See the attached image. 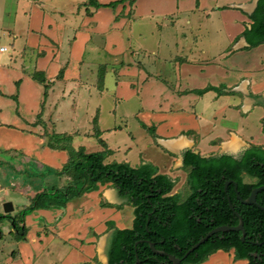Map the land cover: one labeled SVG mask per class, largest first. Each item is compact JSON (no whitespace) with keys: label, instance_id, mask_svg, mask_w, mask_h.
<instances>
[{"label":"crops","instance_id":"1","mask_svg":"<svg viewBox=\"0 0 264 264\" xmlns=\"http://www.w3.org/2000/svg\"><path fill=\"white\" fill-rule=\"evenodd\" d=\"M254 1L135 0L94 8L87 0H0V154L32 162L26 172L37 182L25 192L28 202L48 189L51 174L58 180L50 186L70 180L56 173L67 162V151L46 146L47 134L72 136L54 131L58 126L93 124L105 134L101 149L92 152L110 150L105 163H150L162 173L155 159L130 161L131 131L123 139L130 145L117 159L120 146H112L108 134L134 117L139 128H152L146 147L154 141L173 159L174 171L163 173L169 177L176 168L188 173L186 151L239 159L253 145L264 148V59L242 54L253 48L241 34L250 27ZM198 19L216 21L214 34L203 29L199 35L193 28ZM223 36L236 54L213 49ZM134 39L136 51L146 52L151 40L155 52L134 56ZM35 72L43 74L47 87L32 78ZM98 96L109 105L93 103ZM110 120L113 127L106 125ZM71 138L74 148L86 151L83 138ZM133 218L129 198L107 182L62 208L25 215L19 251L4 263L34 264L37 255L46 258L43 264H108L114 230L130 228ZM55 243L61 247L53 249ZM198 264L248 260L234 258L233 249H218Z\"/></svg>","mask_w":264,"mask_h":264},{"label":"trees","instance_id":"2","mask_svg":"<svg viewBox=\"0 0 264 264\" xmlns=\"http://www.w3.org/2000/svg\"><path fill=\"white\" fill-rule=\"evenodd\" d=\"M128 1L115 0L98 3L87 0L88 5L116 7ZM251 24L242 32L249 47L264 43V0H258L249 15ZM32 78L46 86L42 73L35 72ZM152 131V128H148ZM48 135V134H47ZM71 136L49 134L46 146L67 151L68 160L59 174H68L69 182L58 188L51 187L37 192L31 202L16 214H3L9 219L15 236L23 239L26 227L22 225L27 213L35 209L62 208L71 199L96 190L99 185L112 182L120 194L129 198L133 206V223L130 228L115 229L108 249V264H174L166 255L154 253L164 251L181 258L179 264H198L218 249L234 250V258L247 259L248 264H264V210L255 204H243L237 198L231 183L224 190L227 180L237 183L242 198L251 190L264 184V148L251 146L236 159L231 155L203 157L191 151L184 153V166L189 167L188 196L181 200L179 193L170 194L174 180L167 174L158 173L156 166L146 163L133 167L126 162L105 163L110 150L86 152L83 147L74 148ZM256 178L255 182H244L242 175ZM230 197L232 210L228 205ZM264 207V190L256 196ZM240 215L245 230L219 231L182 258L185 252L212 228L219 225L235 226ZM261 243V244H259Z\"/></svg>","mask_w":264,"mask_h":264},{"label":"rangeland","instance_id":"3","mask_svg":"<svg viewBox=\"0 0 264 264\" xmlns=\"http://www.w3.org/2000/svg\"><path fill=\"white\" fill-rule=\"evenodd\" d=\"M237 2H243L246 3L249 0H235ZM253 1V0H251ZM91 6V5H90ZM93 7V6H92ZM103 7V6H102ZM95 8V7H94ZM99 8V7H98ZM204 18H206L205 15H202ZM196 27H193L194 30L199 29V35H201V32L205 30H208L212 34H214V31L216 29V26H218V23L216 21L208 22L203 20H196L195 21ZM216 33V32H215ZM216 37V36H215ZM208 36V40H209ZM136 39H134V42L132 44V48L136 51L137 48H139L138 44L135 42ZM222 43L220 46H215L213 49L217 52H223L224 54H236L237 52L232 49L231 44H226V37L223 36ZM248 48L247 50H243L244 56L248 57H260L264 59V44H260L256 47H253L252 49ZM150 55H152V52H155L154 43L150 40L148 43V49L146 50ZM143 50H138L134 53V56L140 57L141 59L142 55L144 53ZM250 53V54H249ZM108 61V60H107ZM264 75H262L263 77ZM101 103L102 105H109V103L102 99L100 96L95 97L93 99V103ZM254 121L257 123V120L254 119ZM138 119L136 118H130L128 120V124H125L127 122H121V128L112 130L111 133L108 134V139L112 146H120V149L116 151V157L117 159H122L123 156V150L124 146L130 145L129 142L124 141L125 137H127V132L131 131L132 135H134V141L131 144V148L127 149L129 150V159L132 163H135L138 161L139 158H150L155 159L154 161L157 162L158 167L160 168L161 172L164 173L166 171H174V161L172 158L169 157V155H164L162 152H160V149H158L156 143L152 141L150 143V146L147 148L146 144H149L150 142V130H146L142 127L139 128L138 126ZM114 121L110 120L106 125L113 127ZM253 123V122H252ZM126 125V126H125ZM99 128H94V125L91 124V126H78V127H54V131H64L65 133L71 134L73 137H76L77 139H84L85 141V148L86 151L92 152L97 151L101 149L100 140L103 139V135L98 130ZM98 130V131H97ZM149 131V132H148ZM96 133L99 134V136L96 135ZM49 135V134H48ZM6 136V135H5ZM71 136V137H72ZM4 155L0 154V216L5 214L3 211L2 205L4 202L10 201L13 206L12 212L6 213V214H12L16 215L18 210L23 207L24 205L29 204V195L25 192L28 191L29 185H34L36 180H32L30 178L29 174L26 172L27 168H30L32 165V162L28 159L26 160V157H23L19 160V158H15L14 156L8 157L7 153L3 152ZM16 156V155H15ZM176 160V159H175ZM27 167V168H26ZM52 169H55L53 165H50ZM175 177H171L174 180V186L170 192V194L179 193L181 200L185 199L188 194L190 193V189L187 182V170L184 167H181L180 169H175ZM51 176L53 177L51 181ZM51 176H48V187L51 188L55 185H51L55 182V178H57V174H51ZM41 178H43L41 176ZM60 179V178H59ZM242 179L244 182L252 183L256 181V178L250 177L247 174L242 175ZM58 180V178L56 179ZM64 180V181H63ZM60 179L61 186L63 183H65V179ZM67 182V181H66ZM65 185V184H64ZM58 188L59 186L56 185ZM130 209H127V214L129 213ZM30 213H27V215ZM126 227H129L131 223L126 222ZM133 223V222H132ZM15 231L13 229V225L9 222L8 218L0 217V264H5L4 261L10 256L9 254L12 253V251L16 250L19 251V247L17 242L22 241L21 239H18L17 236H15ZM25 237V236H24ZM61 247V244L55 243L53 249H59ZM35 261V262H34ZM34 264H43L46 262V258L44 256H41L38 258L37 255L34 256L33 259ZM50 264H53L51 262Z\"/></svg>","mask_w":264,"mask_h":264},{"label":"water","instance_id":"4","mask_svg":"<svg viewBox=\"0 0 264 264\" xmlns=\"http://www.w3.org/2000/svg\"><path fill=\"white\" fill-rule=\"evenodd\" d=\"M257 1L258 0H255L254 1V8L256 7V4H257ZM233 184L234 185V191H235V194H236V198L243 204H255L257 205L258 207H260L262 210H264V207L261 206L259 203H257L256 201V196L257 194L264 190V184L262 185H258L256 187H254L249 196L247 198H242L237 190V183L233 180H227L224 184V190L226 191L227 189V186L229 184ZM227 199H228V205L229 207L234 210L232 204H231V201H230V197L227 196ZM2 208H3V211L6 213H9V212H12L13 211V206H12V203L10 201L8 202H4L3 205H2ZM236 215L238 216L239 218V223L235 226H230V225H219V226H216L214 228H212L209 232H207L205 234V236H203L200 240H198L194 245H192L186 252L185 254L183 255L182 258H185L190 252H192L194 249H196L200 244H202L203 242H205L211 235H213L214 233H217L219 231H241L242 232V235H241V240L243 241L244 240V237H245V230H244V227H243V222H242V218L240 217V215L235 211ZM264 243V239L262 241ZM261 244V243H259ZM151 249L154 253H157V254H161V255H166L168 256V258L174 263V264H179L180 261H181V258H178L176 256H174L173 254H169L167 252H164V251H158L155 249L154 245L151 244Z\"/></svg>","mask_w":264,"mask_h":264},{"label":"flooded vegetation","instance_id":"5","mask_svg":"<svg viewBox=\"0 0 264 264\" xmlns=\"http://www.w3.org/2000/svg\"><path fill=\"white\" fill-rule=\"evenodd\" d=\"M255 9V8H254ZM253 12V11H252Z\"/></svg>","mask_w":264,"mask_h":264}]
</instances>
